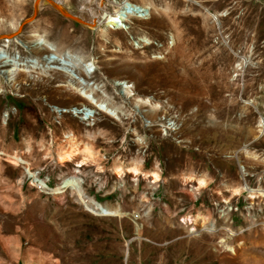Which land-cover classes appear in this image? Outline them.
<instances>
[{"label": "rangeland", "instance_id": "obj_1", "mask_svg": "<svg viewBox=\"0 0 264 264\" xmlns=\"http://www.w3.org/2000/svg\"><path fill=\"white\" fill-rule=\"evenodd\" d=\"M57 1L0 0V264H264V0Z\"/></svg>", "mask_w": 264, "mask_h": 264}, {"label": "bare ground", "instance_id": "obj_2", "mask_svg": "<svg viewBox=\"0 0 264 264\" xmlns=\"http://www.w3.org/2000/svg\"><path fill=\"white\" fill-rule=\"evenodd\" d=\"M43 1L50 2L52 5H54L53 4V1H56L57 4H58V6H59V8H61L62 10H65V11H68L69 13H71L65 5H63L62 3H60L57 0H37L36 3H35V5H34L36 11H37L38 7L40 6V4ZM129 6L130 5H129L128 0H121V2L118 3V7L115 10V13L109 15L108 22H110L115 29H120L123 26L122 23H121V20L124 18V15L125 16L127 15L129 17L130 16L133 17L132 12L131 13L129 12L130 11V7H132L133 10H135V11L136 10H139L142 13V15H140L142 17V19L134 18V22L141 23V24L142 23H147L148 24V22H150L149 20H147L148 19V17H147L148 14L151 15L150 6H148V5H136V6L131 5L130 7ZM137 6H140V8H138ZM69 18H71V17H69ZM32 20H33V17H30L29 19H27L25 21H32ZM152 21H154V24H152V25L155 26V27H157V29L153 33V36H154L155 41H163L165 39V35L163 33H161L160 30H161V28H164V27L168 26L169 24L167 23V21H165L162 18L161 19H156L155 18L154 20L152 18ZM84 24H87V25H95L93 23L91 24V23L86 22V21H84ZM45 25H46V27L50 28V26L48 24H45ZM16 29H17V27H15V30ZM1 37L5 38L3 40L5 42H11V41H16L17 42L18 41V40H16L18 38V33L16 35H13V36H10V37H4V36L0 35V38ZM155 41H153V42H144L145 43L144 46H146V47L148 46L150 48H155V49L160 48L159 44H157ZM163 46H164V44H163ZM173 48H174V53L175 54L173 55L174 57L172 59H170V72L171 73H169V74L171 76H173V74H174L173 71H174L175 66L178 65V64L181 65V62L182 61L180 60V58L185 55L184 54V50L182 49L181 46L175 45ZM49 51L50 50L47 47H42V48L41 47H32L30 49V52L35 53V54H38V55H41V52H43V54H45V53H47ZM41 57H43V55ZM135 58H138V60L135 59ZM134 59L135 60H130V61L128 60V62H126V63L129 64V65L130 64H133V65L139 66L140 68H147L148 65L151 62V57H149V55L146 52L140 53L137 57H134ZM53 76H54V78L57 77L58 79L65 80V78L62 75L58 74V73H53ZM73 182L74 181H71V180L69 181L68 180L67 183H73Z\"/></svg>", "mask_w": 264, "mask_h": 264}, {"label": "built area", "instance_id": "obj_3", "mask_svg": "<svg viewBox=\"0 0 264 264\" xmlns=\"http://www.w3.org/2000/svg\"><path fill=\"white\" fill-rule=\"evenodd\" d=\"M226 219L230 220L232 222L231 218L225 217ZM213 223H209V225H198L196 223H193L189 220V226H184L186 234L189 235H196L203 231H211V226ZM223 232V231H222ZM226 233V232H224ZM234 234L226 233V237H220L218 239V243L224 247H228L229 250H233V248L230 247V238L233 237Z\"/></svg>", "mask_w": 264, "mask_h": 264}, {"label": "water", "instance_id": "obj_4", "mask_svg": "<svg viewBox=\"0 0 264 264\" xmlns=\"http://www.w3.org/2000/svg\"><path fill=\"white\" fill-rule=\"evenodd\" d=\"M36 1L37 0H34V4L36 3ZM53 4L64 14V15H66V16H68V17H71L72 19H75L76 21H79V22H81V23H84V20L81 18V17H79V16H77V15H73V14H71V13H69L68 11H65V10H62L61 8H59V6H58V4H57V2L56 1H53ZM35 13H36V10H35V8L33 7V13H32V15L30 16V17H33L34 15H35ZM29 17V18H30ZM25 21H23V22H21L19 25H18V27H17V29L15 30V31H12V32H9V33H2L1 35L2 36H4V37H10V36H13V35H16L20 30H21V28H22V26H23V23H24Z\"/></svg>", "mask_w": 264, "mask_h": 264}]
</instances>
